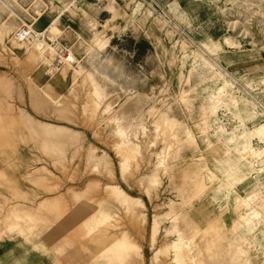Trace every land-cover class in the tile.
Segmentation results:
<instances>
[{
	"label": "rangeland",
	"instance_id": "rangeland-1",
	"mask_svg": "<svg viewBox=\"0 0 264 264\" xmlns=\"http://www.w3.org/2000/svg\"><path fill=\"white\" fill-rule=\"evenodd\" d=\"M0 1L7 4L8 13H14L20 25L29 31L25 34L26 42L40 39L55 49L53 57H47L48 62H44L28 56L24 43L11 41L6 30L0 37V81H8L9 86L5 91L0 89V241L11 240L23 248V255L15 257L13 264H96L95 258L89 257L95 252L96 245L81 247L80 244L86 241L82 237L84 241L81 243V237L76 238L86 229V226L84 229V225L77 223V218L79 213V221L84 216V220L91 218L97 210L92 198H106L102 195L105 194L103 187L111 184L113 177L86 166V154L92 147H96L98 154L107 152L110 156L115 174L113 182L139 197L144 204L137 208H143L145 224L142 215L136 216L137 219L129 216L113 202L112 196V199L108 196L110 199L103 202V207L108 208L115 218L112 222L115 224L110 228L113 235L122 231L131 235L140 246L143 264H176L173 254L178 247L184 248L189 264H197L194 241H202L200 225L211 217L219 216V227L227 228L235 217L232 208L239 203L238 197L248 196L250 200L241 206L244 221L234 238L237 242H240V237L245 238L241 244L249 248L250 264H264V106L259 103L264 104V0H41L38 10L33 9L36 0ZM109 2L120 13L114 19L106 7ZM17 6L21 9L18 10ZM57 17L61 32L52 36L48 27ZM91 17L99 22L96 36L105 42L104 47L99 48L101 53L94 56V64L119 83L134 85L137 91L147 94L142 111L148 106H159V99L163 98L169 114L185 119L187 111L180 102L183 90L194 105V119L201 108L205 111L211 145L200 144L204 158L199 161L198 168L205 186L193 198L182 197L186 184L174 172L184 168L189 153L180 157L171 154L160 171L159 184L148 190L146 182L139 178L152 169L154 156H147L151 160L149 163L141 161L137 169L131 167L122 178L112 144L116 140L112 134L113 123L102 121L99 126L94 116L93 120L89 112L82 110L85 93L91 91V86L89 81L82 82L83 72L89 71L87 68L80 71V66H84L83 60L90 45H96L85 24L86 19ZM6 19V15L0 14V22ZM68 56H71L70 65L65 68L62 58ZM13 58H18L19 62ZM74 70L78 72L77 77H72ZM188 77L189 83L186 84ZM48 83L51 88L47 87ZM99 94L101 101L108 96L111 99L114 97L111 89L100 90ZM52 96L60 98L53 101ZM12 112L17 118L14 126L9 120ZM136 117V113L132 112L124 121L145 144L154 137L153 118L146 114L147 135L144 136L147 138L144 139ZM27 118L29 120L26 121ZM42 126L48 133L40 131L38 127ZM65 127L70 134L64 143L53 136V132ZM136 137L131 135L132 139ZM155 145L152 148L160 149L163 142L158 138ZM59 152L66 154L67 158L61 160ZM62 165L67 169H60ZM52 174L58 176L57 187L50 184L51 181L53 183ZM38 175L39 178L46 176L43 178L44 186ZM88 178H95L94 189L91 185L93 190L85 195L86 202L91 199L93 206L90 202L85 205V199L79 197V204L83 200L82 204L86 207L81 211L87 212L82 213L79 211L82 204L78 209V201L75 200L73 203L76 206H73L70 201L73 195L66 189H81ZM53 192H62L61 199H68L61 205L68 208V215H65L64 209L63 215L59 214V211L62 212L59 210L61 206L57 207V203H62L60 200L51 205L52 208L56 205L54 209L43 206V197ZM39 201L42 211L35 208ZM50 201L47 204L50 205ZM16 204L21 205L19 211ZM26 206L33 211H23L22 207ZM187 214L202 216L199 222L195 221L192 225L195 231L190 232L183 222L178 225L179 218H185ZM69 215L70 218L67 217ZM11 217L16 222L10 224ZM57 217H62L64 223ZM153 217L157 219L158 229L152 243L149 227ZM21 220L23 228L27 229L23 233L15 227ZM40 220L46 222L40 224ZM34 221L35 225H30ZM79 226L81 231L77 228ZM84 234L88 235L87 232ZM112 239L108 240L109 243L116 238ZM164 241L171 242L167 255L160 253L155 256L158 246ZM50 251L54 256L48 262L43 261L41 256L30 258L33 252L42 255Z\"/></svg>",
	"mask_w": 264,
	"mask_h": 264
},
{
	"label": "bare ground",
	"instance_id": "bare-ground-1",
	"mask_svg": "<svg viewBox=\"0 0 264 264\" xmlns=\"http://www.w3.org/2000/svg\"><path fill=\"white\" fill-rule=\"evenodd\" d=\"M41 5H42V1L36 0L34 5H33V9L38 10L41 8ZM106 7H107V10L112 13L113 19L115 16L120 14L119 11H117L114 8V5L112 2H109ZM16 8L18 10L21 9L20 6H17ZM7 9H8L7 4L0 1V14L1 15L4 14L7 16V19L4 22H0V37L3 36V32L6 30L7 31L6 33H8V38L10 37L9 39L11 41L18 42V44L24 43V45L26 46L25 51L28 53V56H34V58L36 57L38 59H41V61L44 60V62H48V59L46 61V58L47 57H53V55L55 54V49L50 44H48L44 40H40V39H36L35 42H31V41L29 42L28 40H27L28 42H26L25 41V36H26L25 34L26 33L29 34V31L27 29L23 28L20 25V23L18 22L16 15L13 12H12L13 15L9 14ZM97 12H98V10H97ZM58 23H59V17L52 20L50 26L48 27V32L50 35L57 36L60 34L61 30L58 27ZM85 24H86L89 32H91L92 37H94V41H95L96 45H92V44L90 45V48L88 49V51L84 57V60H83L84 66H80V71L83 72L86 68L89 71L88 73H86L85 71L83 72L84 76H82V82L84 83V81H85V83H86L87 81H89L88 83L91 86V91H87L85 93L86 99L83 103V109L82 110H84V112H87V113L89 112L91 115L90 117H92V119L94 116L96 119L97 125H99L100 122H102V121H105L108 123H113L112 134L116 137V140H114V142L112 141V144H113L116 156L118 158V169L120 171V176L122 178L124 177V175L126 176V174L128 173V171L130 170L131 167H133L134 169H137L140 166L141 161H145V164L149 163L151 160H149V158H147V156H149L151 154L155 158V161L153 163V167L151 170L147 171L146 174L141 175L139 178L140 181H142L144 183L146 182L145 187H147V189L149 190V188H152V187L157 186L159 184V182H160V171L165 167V165H166L165 163L169 160V158H171L170 157L171 154L172 155L175 154L176 157H180L184 153H189L190 157H189V160H187L185 162V165L183 166L184 168L175 169L174 172H175V176L180 181H182L183 183L186 184V188L182 194V197H185L187 199L193 198L194 194L200 192L205 186L204 179H203L201 173L199 172V168H198V166L200 165L199 161H201L204 158L200 144L204 143L207 146L211 145V142L209 141V138H208L207 127L205 124L206 123V121H205L206 119L204 116L205 111L203 110V108H201L197 113V118L196 119L193 118L192 112H193L194 105L191 103L186 90H183L181 92V95H180V102L185 106V109L187 111L185 119H179L175 115L169 114V108L167 107L166 101L163 98L159 99V106H157V105L148 106V108H146L142 111L143 105L147 102V97H148L147 94L137 91L134 85L125 86V85L119 83L118 81L115 80V78L113 79L108 73L100 71L98 69V67L94 64V56L101 53L99 48H103L105 45V42L96 36L97 32H98L99 22L95 17H91V18L86 19ZM10 27L12 29V32L10 31ZM33 32L35 33V31H33ZM204 52H206V51H204ZM26 58H28V57H26ZM62 59L66 63L63 67L66 68V66L70 65L71 56H68V57H65ZM14 60L19 62L18 58L14 59ZM22 60H25V59H22ZM27 61L28 60L26 59L25 62H27ZM29 61H30V58H29ZM33 61L34 60H32V62ZM35 64H36V62H35ZM72 73H73L72 77L73 76L77 77L76 73H78V72H76V70H74ZM119 74L120 73H118L117 75H119ZM3 76H2V78H3ZM9 80H10V78H9ZM24 80H26V79H24ZM234 80H236V79L234 78ZM7 82L6 81H0V89L2 91L3 90L5 91L8 89L7 88V86H8ZM123 83H125V82H123ZM188 83H189V77L186 80V84H188ZM47 87L51 88L52 86L50 83H48ZM72 87H73V85H72ZM75 87H77V86H75ZM106 89H111V92L113 93L112 95L114 97L112 99L109 96H108L109 98L104 97L106 100L101 101L99 91L102 90L104 92V91H106ZM69 91L71 92V89ZM105 95H107V93ZM10 97H12V96H10ZM55 98L59 99L60 96H57V97L52 96L53 101L55 100ZM58 101H60V100H58ZM259 103L261 106H264V104L261 101H259ZM7 106H9V105H7ZM4 107H5V105H4ZM132 112L136 113V115H137L136 118L139 119V124L138 123L137 124L141 126L143 136L147 135V125L145 123L146 114L153 118L152 124L154 125V131H155L154 137L151 138L152 140H149L148 142L145 141L144 142L145 144H143V141H142L143 139L141 140V139H138L136 137L137 136L136 131L133 132L130 128V125L125 124V121H126L125 118L127 116L130 117V114ZM20 113L22 114L23 112L20 110ZM24 114H25V112H24ZM25 116H27V114ZM87 116H88V114H87ZM15 117H16V114L12 112L9 120L11 122V125H13V126H14L15 121H17V118H15ZM19 117H20V115H19ZM24 119H25V117H24ZM27 120H29V119L27 118L26 121ZM131 124H132V122H131ZM58 127H60V126H58ZM38 128L40 129V131L42 133L43 132L45 134L48 133L43 126L41 128L40 127H38ZM69 134H70V130L66 129V127H65V129L63 128V130L58 129L57 131L53 132V136H55V137L57 136V138L60 139L61 141H63L64 143L67 140V137ZM131 135H135L136 138L132 139ZM145 136L142 138H144V139L147 138ZM158 138L161 139V141L163 142V146L160 149L152 148L155 145V142H156V140H158ZM66 143H68V142H66ZM72 143L74 145L75 141ZM71 145L72 144H70V142H69L70 147H71ZM63 150L65 152V148H63ZM61 154L62 153L59 152V155L61 156V160L62 159L64 160L65 157L67 158L66 154L63 153V155H65V156H63ZM75 155H76V153H75ZM58 160H60V159L58 158ZM58 160H57V163L60 164L59 163L60 161L58 162ZM54 162H56V161H54ZM86 166L91 167L90 169L92 171L95 169L94 170L95 172H97V171L106 172L108 174L107 176H109V178H111L110 175H112L113 179L115 178L114 168H113V164H112L110 156L107 154V152L103 153V154H98L96 147L90 148V150L87 152V154H86ZM66 167L62 165V167L61 168L59 167V168L64 169ZM40 168H42V167H40ZM40 168L39 169L36 168L37 171L40 170ZM44 168L42 169L43 171H44ZM84 170H86V169H84ZM35 172L36 171H34V173ZM45 172H46V170H45ZM44 175H46V174H44ZM71 176H72V174H71ZM39 177L40 176L38 175V178ZM44 177H46V176H44ZM44 177H41L38 179L43 183L42 186H44V184H46V183H44L45 180H43ZM52 178H53V183H51L52 182L51 181L50 184H52V186L55 185L54 187H57L58 186V181H57L58 176H56L55 174H52ZM94 179L95 178H88L87 182L85 183V185L81 189L73 190L72 187L66 189V190H68V192L70 194L73 195L71 197L72 199H70V201L72 203L75 200L78 201V209L80 208L79 206L83 203V200H81V203L79 204V202H80L79 197H82V199L83 198L85 199V203H86L85 205L89 204V202L91 205V203H93L91 201L95 200L94 202L96 204L94 203V205H96V206H94V207H97L96 212H94L92 214L90 219L84 220V218H86V216H84L82 218L83 222H82V219H80V221H79V217H81V213L78 214V212L81 211L82 208L86 209V207H84V205L82 204L81 205L82 207L80 208V210L79 211L77 210L78 212L76 211V213H75V217L77 216L76 214H78V216L80 215L79 217L77 216L78 218L76 217L78 219L77 223L84 225V229L86 226V229L83 232L84 233L87 232V234H88V235H85L82 232L84 235L82 233H81L82 235H80V234L76 235L77 239H78V237H81V239H80L81 243L84 240L86 241V243L83 242V244L82 245L80 244V246L86 247L87 245H96L95 252L89 256V257L95 258L96 264H143V255H142L139 244L126 231H122L121 233L113 235L110 228H112L114 226L115 223H112V222H114L115 218L112 217V214L108 208L103 207V202L108 201V199H110L112 196V198L114 199L113 202L114 203L116 202L118 207H120V209L123 210L129 216L136 218V216L142 215L143 216L142 218H144L142 221L145 224L146 216H144L145 215L144 210H142L143 208H137L139 206L140 207L144 206L142 200L137 196L129 194L118 183H114L115 181L113 182V179H112L111 184H106L103 187V189L105 190L104 191L105 194H102V195L103 196L106 195V198L100 197L101 199L98 198L99 200H96L97 198L96 199L92 198V200L90 199V201H87L88 202L87 203L86 202L87 198H85V195L87 196V193H90L88 191L89 190L91 191V189H92L91 187L94 184ZM41 182H39V183L41 184ZM101 185H102V183H101ZM52 186L50 187V189L52 188ZM94 186H93V189H94ZM70 189H72V191H70ZM47 190H48V188H47ZM60 193H62V192H60ZM60 193L59 192H57V193L53 192V194H51V195L44 196L42 199V201L45 202L43 204V206L44 207L45 206L51 207V205L55 204V202L57 200H60L62 202L61 204H58L56 202L57 207L59 208V206H61L63 204V202L67 201L70 197L66 194L67 192L65 191L64 193L68 196V199L66 197H64V198H66L67 200L61 199V198H63V195L61 196ZM99 193H100V191H99ZM96 195L97 194H95V195L93 194L94 197H97ZM108 196H110V198H108ZM39 199H41V198H39ZM49 200H51L53 202L55 201V202L51 203V201H50V205H49V204H47V202ZM249 200H250L249 196L244 197V198L238 197L239 203L235 204L232 208V213L235 215V217L233 218L232 222L230 223V225L227 228L222 229L219 227V223H220L219 216L211 217L207 221H205L203 224L200 225L199 232L201 235H203L202 241L201 242L194 241V247H195L197 254H198L196 259H195V262L197 264H207V263L208 264H250L249 257H248L249 248H247V247L245 248L241 244L242 241L245 240V238L240 237V242H237L236 238H234V235L237 233V230L239 229L240 224L244 221V215H243L241 206L243 205L244 202L249 201ZM109 202H111V201H109ZM40 204H42V203L39 201V204H37V207H35V208H37L36 210H39V208H41V211H42V207H41L42 205H40ZM76 204H77V202H76ZM74 205H75V203H73V206ZM90 205H89V208H90ZM18 206L19 205H17L16 207H18ZM23 206H25V205H23ZM55 206L53 205L54 208H55ZM91 206H93V205H91ZM12 207L14 208V206H12ZM20 207H21V205L19 206L18 211L21 209ZM27 207L28 206H26V208L22 207L23 211L25 209H27ZM62 207H64V206H61V208L59 209V210H62L61 213L58 210V208H56L59 211V214L61 215L63 213V209H64L65 215L66 214L68 215V212H67L68 208L66 207V209H65V207L64 208H62ZM35 208H34V210H35ZM54 208H52V209H54ZM92 209H94V208H92ZM12 210H14V209H12ZM57 210H56V212H57ZM65 210H66V212H65ZM72 210H74V209H72ZM75 210H76V208H75ZM9 211L10 210H8V212ZM25 211L32 212L33 210H32V208H30V210L28 208ZM70 211L71 210H69V212ZM93 211L91 210L90 212H93ZM170 211H172V210H170ZM36 212L37 211H35V213L34 212L32 213V217L34 214H36ZM82 213H87V212H84V210H83ZM16 214L19 215L21 213L18 214V212H16ZM156 215H159V213H156ZM30 216H31V213H30ZM38 216L40 217V215H38ZM38 216H36V218H39ZM67 217L70 218V215ZM12 218L13 217H11V220L9 221V223L13 221ZM58 218L59 217H57L56 219H58ZM61 218H59V219L61 220ZM87 218H89L88 215H87ZM134 218H133V222H135ZM201 218H202L201 214H199L197 217L193 216L192 214H187V217L185 216V218H184L183 216H181L179 218L178 225L182 224V222H183L184 223L183 225H186V227L188 228V230L190 232L195 231V229L194 230L192 229V225H194L195 221L199 222V220ZM40 219L43 220V217L42 218L40 217ZM65 219H66V217H65ZM41 220H40V224L43 222H46V221L41 222ZM74 220H76V219H74ZM62 221L63 220H61V222ZM13 222H16V221L14 220ZM48 222H49V220L47 221V224H48ZM66 222H67V220H66ZM63 223H64V221H63ZM140 223L141 222L139 221V224ZM36 224L38 226L39 219H38V223L36 222ZM73 224H74V221H73ZM79 224H77V225H79ZM23 225L24 224L21 220V221H18V223L15 227L20 232L23 233L25 230H27V229L23 228ZM30 225H35V221L33 224L30 223ZM68 225H70V222ZM82 225H80V226L82 227ZM54 226H55V224H54ZM80 226L77 228L80 229L81 228ZM48 227H50V226H48ZM75 227H76V225L74 226V228ZM69 228H70V231H72L71 227H69ZM77 228H76V230H77ZM56 229H57V227H56ZM149 229H150L151 242L153 243L156 239V236H157L156 234H157V229H158L156 217H153V219L150 223ZM63 230H65V228ZM66 230H68V228H66ZM54 231H55V228H54ZM80 231H81V229H80ZM43 232H45V231H43ZM77 233H80V232H77ZM74 234H72V235L75 236ZM64 235H66V233ZM53 236H54L53 238H55V235H53ZM82 237L84 238V240ZM112 238L113 239L116 238L117 240L115 239V241H114ZM109 239H112L113 241L110 240V243H109V241H108ZM80 240H78V241L80 242ZM73 241H75V239ZM54 242H56V241H54ZM79 242H77L78 245H79ZM73 245L74 244L72 243V246ZM170 245H171V242H168V241L162 242L158 246V249L155 253L156 254L155 256L159 255L160 253L167 255V252H168L167 249ZM57 246H59V245H57ZM56 250H58V249H56ZM66 250L68 251L69 249H66ZM69 251H71V249ZM75 252H77V251H75ZM71 254H73V253L71 252ZM80 258H81V256H80ZM173 260L176 264H189V260L186 259L185 250L182 247H178L175 250V252L173 254ZM93 262L94 261H92V263Z\"/></svg>",
	"mask_w": 264,
	"mask_h": 264
},
{
	"label": "crops",
	"instance_id": "crops-1",
	"mask_svg": "<svg viewBox=\"0 0 264 264\" xmlns=\"http://www.w3.org/2000/svg\"><path fill=\"white\" fill-rule=\"evenodd\" d=\"M0 262L1 264H13V259L17 256L23 255V248L17 245L14 241L4 240L0 241ZM41 256L43 261H50V257L54 256L53 251H50L48 254L38 255L34 252L30 255L31 259Z\"/></svg>",
	"mask_w": 264,
	"mask_h": 264
}]
</instances>
